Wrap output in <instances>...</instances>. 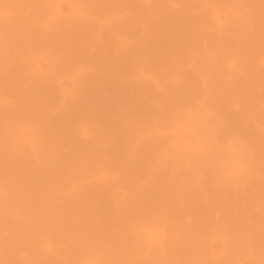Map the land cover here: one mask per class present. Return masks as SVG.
Segmentation results:
<instances>
[{"label": "rangeland", "instance_id": "1", "mask_svg": "<svg viewBox=\"0 0 264 264\" xmlns=\"http://www.w3.org/2000/svg\"><path fill=\"white\" fill-rule=\"evenodd\" d=\"M0 264H264V0H0Z\"/></svg>", "mask_w": 264, "mask_h": 264}]
</instances>
